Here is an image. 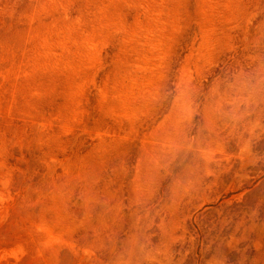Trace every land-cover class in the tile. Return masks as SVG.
<instances>
[{
    "label": "rangeland",
    "instance_id": "1",
    "mask_svg": "<svg viewBox=\"0 0 264 264\" xmlns=\"http://www.w3.org/2000/svg\"><path fill=\"white\" fill-rule=\"evenodd\" d=\"M0 264H264V0H0Z\"/></svg>",
    "mask_w": 264,
    "mask_h": 264
}]
</instances>
